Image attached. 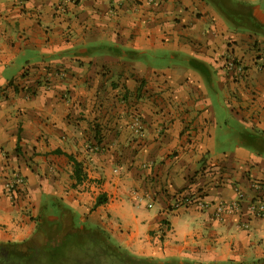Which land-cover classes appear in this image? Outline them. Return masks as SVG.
I'll list each match as a JSON object with an SVG mask.
<instances>
[{
  "label": "crops",
  "instance_id": "1",
  "mask_svg": "<svg viewBox=\"0 0 264 264\" xmlns=\"http://www.w3.org/2000/svg\"><path fill=\"white\" fill-rule=\"evenodd\" d=\"M219 115L236 126L224 146ZM11 170L27 183L15 200ZM253 179L264 181V0H0V242L56 214L52 225L98 226L139 256L253 262ZM238 192L240 211L217 218ZM182 194L197 200L169 210Z\"/></svg>",
  "mask_w": 264,
  "mask_h": 264
},
{
  "label": "trees",
  "instance_id": "2",
  "mask_svg": "<svg viewBox=\"0 0 264 264\" xmlns=\"http://www.w3.org/2000/svg\"><path fill=\"white\" fill-rule=\"evenodd\" d=\"M57 152L61 151L58 150ZM69 159L72 162V174L76 181H80L85 177L84 174H82L80 162L72 156H69ZM105 200L104 195H98L94 206L105 202ZM46 224L47 222H45V225ZM62 224L63 223L58 225L60 226L59 229H56L57 225H53L57 234L51 236L52 238L46 246L45 253L48 250H52L53 254L57 255L56 253H60L61 257H67L76 264H197L192 261L175 260L174 258L157 260L150 257L139 256L112 243L109 240L108 233L98 226H79L73 224L71 221H68L64 225ZM45 225L43 227L46 232ZM47 227H50L49 224ZM1 243L2 242H0V247ZM14 245H16V243H14ZM67 250L69 251V256L65 253ZM38 253L40 252L38 251L25 257L30 261L35 259ZM11 256L17 259L20 257L19 254L9 252L5 256L0 257V264H7L6 259L9 260ZM48 256L50 255L48 254ZM215 264H264V258L250 263L224 262Z\"/></svg>",
  "mask_w": 264,
  "mask_h": 264
},
{
  "label": "built area",
  "instance_id": "3",
  "mask_svg": "<svg viewBox=\"0 0 264 264\" xmlns=\"http://www.w3.org/2000/svg\"><path fill=\"white\" fill-rule=\"evenodd\" d=\"M225 67L228 70H233L237 74L244 73V66L232 59L228 58L225 60ZM132 126H135L139 123V115H134L131 122ZM135 130H139L138 127H135ZM26 179L25 177L18 171V170H11L7 172L3 179V188L6 195L11 199L15 200L18 197L26 192ZM251 188L256 192L254 196H250L247 202V209L253 216H264V181L263 180H255L251 181ZM244 196L238 192L237 198L230 202H225L223 200L218 201L214 204V215L217 218H221L224 214H237L241 208V202ZM197 198H194L192 195L189 194H182L172 198V201L169 204V210L177 209L181 206H187L189 204L194 203ZM200 206L206 207L209 204L200 201ZM248 224L242 223V227H247Z\"/></svg>",
  "mask_w": 264,
  "mask_h": 264
},
{
  "label": "rangeland",
  "instance_id": "4",
  "mask_svg": "<svg viewBox=\"0 0 264 264\" xmlns=\"http://www.w3.org/2000/svg\"><path fill=\"white\" fill-rule=\"evenodd\" d=\"M146 58H147V61H150L151 57L150 58L146 57ZM142 59H145L144 56H142ZM211 94H213L212 91H211ZM219 105H220V103H217V102L214 104V106H219ZM220 106H222V105H220ZM218 120H219L220 127L218 128V132L217 133L219 135L217 137L221 138V140H220L221 141V145L224 146V145H226L225 139H223V136L226 135V133L223 132V130L225 128V125L227 123L229 125H231L232 126V128H231L232 130H234L236 126H233L234 124L227 122V120L225 119V116L219 115ZM234 134H236V132H232L231 137L234 136ZM217 147H220V146L218 145ZM49 207L51 208V210L49 209L45 213L47 216H49L52 212H55L57 210L56 208L52 207L51 204L49 205ZM55 215H54V217L52 216L53 218H50L49 222H48V219H47L46 220L47 224L45 225V223H44L35 232V234H33L29 239L24 240L22 242H2L1 243V247H0V257L5 256L9 252H14L15 254H19L20 255V257H18V259L14 258L13 256H11L9 258V260L6 259V263L7 264H76L73 260H71V259H69L67 257H65V258L61 257L60 253H56L57 255L53 254L52 250H50V251L48 250L45 253L46 246L49 243L50 239L52 238L51 236L56 235L57 234L56 233L57 232L56 229H59V227H60V226H57L56 229H55L53 227L52 223H50L51 221H54V220L57 219ZM76 221L77 220L74 219L73 224H77ZM48 224H49L50 227H47ZM44 225L46 227V232H45V228L43 227ZM62 225H64V224H62ZM85 226L93 227V225H90V226L89 225H85ZM109 240L112 243L117 244L116 241L110 236H109ZM14 243H16V245H14ZM117 245H119V244H117ZM120 247L123 248L122 246H120ZM38 251L40 253H38L36 258L33 259V260L29 261L25 257V256H29L30 254L36 253ZM65 253H66V255L68 254L67 256H69V251L68 250ZM48 254L51 257L48 256ZM175 260H177V259H175ZM248 263H250V262H248Z\"/></svg>",
  "mask_w": 264,
  "mask_h": 264
}]
</instances>
